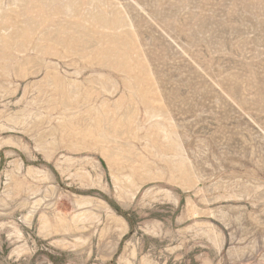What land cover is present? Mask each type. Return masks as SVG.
Here are the masks:
<instances>
[{
    "label": "rangeland",
    "instance_id": "obj_1",
    "mask_svg": "<svg viewBox=\"0 0 264 264\" xmlns=\"http://www.w3.org/2000/svg\"><path fill=\"white\" fill-rule=\"evenodd\" d=\"M0 264H264V0H0Z\"/></svg>",
    "mask_w": 264,
    "mask_h": 264
}]
</instances>
